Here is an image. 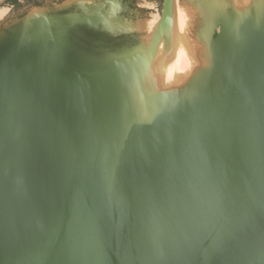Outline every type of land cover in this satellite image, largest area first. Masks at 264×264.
I'll return each mask as SVG.
<instances>
[{"label":"water","instance_id":"obj_1","mask_svg":"<svg viewBox=\"0 0 264 264\" xmlns=\"http://www.w3.org/2000/svg\"><path fill=\"white\" fill-rule=\"evenodd\" d=\"M78 13L0 33V264H264V0H188L190 77L142 79Z\"/></svg>","mask_w":264,"mask_h":264},{"label":"bare ground","instance_id":"obj_2","mask_svg":"<svg viewBox=\"0 0 264 264\" xmlns=\"http://www.w3.org/2000/svg\"><path fill=\"white\" fill-rule=\"evenodd\" d=\"M87 2L88 4H86ZM87 6H86V5ZM66 5H76L86 16L88 15L92 21H99L104 25H108L109 13L114 14L117 8L116 4H112L107 13L108 16H100L102 6L93 5L90 0H68ZM92 5V6H89ZM93 8V10H91ZM171 16L166 28L164 36L161 38L155 54L153 55L150 67L144 75L142 82L149 86L151 83H157L160 89H173L181 86L188 80L192 72V68L196 66L193 62V52L195 48L203 49L202 39L199 36L189 37L186 33V22L188 18L180 6H176L174 0L172 2ZM1 13V12H0ZM1 15V14H0ZM159 18L154 17L150 21L140 23L136 27H116L114 29L121 31L138 30L146 33L149 40L142 45V52L148 49L152 37L157 33Z\"/></svg>","mask_w":264,"mask_h":264},{"label":"crops","instance_id":"obj_3","mask_svg":"<svg viewBox=\"0 0 264 264\" xmlns=\"http://www.w3.org/2000/svg\"><path fill=\"white\" fill-rule=\"evenodd\" d=\"M68 0H64L60 4H56L54 6V12L61 13V12H66L69 11L72 8H76V5H66V2ZM93 2V5L95 3L98 5L96 6H102L100 7V16H108L107 13L110 9V6L112 4H116L117 8L114 11V14L109 13L108 20L110 22L111 27H136L140 23H144L146 21H150L154 17H160L161 13V8H162V2L161 1V8L160 11L157 10V2L155 3L154 0H90ZM176 2V0H174ZM22 3V2H20ZM88 4L87 2H85ZM85 4V5H86ZM156 8V9H155ZM11 7L8 5H2L0 6V22L9 14L11 11ZM93 10V8H92ZM40 12V11H45L43 8H31L29 12ZM152 11V12H151ZM47 12V11H45ZM19 20H16L17 22ZM118 34L124 33L125 35L123 36H129L132 39H136L139 37H147L146 33L140 32L138 30H128V31H120L117 32Z\"/></svg>","mask_w":264,"mask_h":264},{"label":"rangeland","instance_id":"obj_4","mask_svg":"<svg viewBox=\"0 0 264 264\" xmlns=\"http://www.w3.org/2000/svg\"><path fill=\"white\" fill-rule=\"evenodd\" d=\"M161 1L162 0H154L155 3L157 2L156 3L157 4L156 8H157L158 11H160V8H161ZM187 1L188 0H176L175 4H176L177 7L180 6L182 8V6ZM2 5H5L4 0H0V6H2ZM19 5L20 6H14L11 9V11L9 12V14L0 22V33L6 32V30H5L6 27L12 26V24H14V22L16 20H20L24 16V14L26 15V13L31 10V8L28 9L29 6H30L29 4H26V3L25 4H22V3H20ZM97 5H98V3H97ZM54 6L55 5H49V6L42 7V8L45 11H47L46 13H48L49 15H63V14H67V13H78V14H82V11L77 9L78 7L72 8L69 11H66V12L57 13V12H54V10H53L54 9ZM89 6H92V5H89ZM119 28H122V27H119ZM136 39H138V38H136ZM136 39H132V41L130 43L132 44V43L136 42Z\"/></svg>","mask_w":264,"mask_h":264},{"label":"flooded vegetation","instance_id":"obj_5","mask_svg":"<svg viewBox=\"0 0 264 264\" xmlns=\"http://www.w3.org/2000/svg\"><path fill=\"white\" fill-rule=\"evenodd\" d=\"M83 36L87 41H89V43H101L102 48L109 51L118 49L126 44H130L132 41L129 36L110 37L107 34L93 30H84Z\"/></svg>","mask_w":264,"mask_h":264},{"label":"trees","instance_id":"obj_6","mask_svg":"<svg viewBox=\"0 0 264 264\" xmlns=\"http://www.w3.org/2000/svg\"><path fill=\"white\" fill-rule=\"evenodd\" d=\"M64 0H4L5 5H8L9 7L13 8L14 6H20V2H22V4H29V8H42V7H46L49 5H56V4H60L61 2H63ZM25 15V14H24Z\"/></svg>","mask_w":264,"mask_h":264}]
</instances>
